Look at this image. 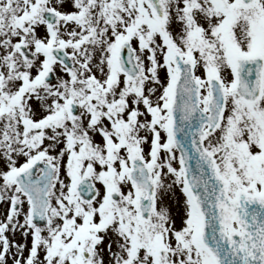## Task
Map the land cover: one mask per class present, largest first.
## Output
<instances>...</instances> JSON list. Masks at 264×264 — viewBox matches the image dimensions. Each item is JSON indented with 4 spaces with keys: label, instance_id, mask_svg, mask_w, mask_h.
<instances>
[{
    "label": "snow or ice",
    "instance_id": "6c2138e0",
    "mask_svg": "<svg viewBox=\"0 0 264 264\" xmlns=\"http://www.w3.org/2000/svg\"><path fill=\"white\" fill-rule=\"evenodd\" d=\"M0 264H264V0H0Z\"/></svg>",
    "mask_w": 264,
    "mask_h": 264
}]
</instances>
